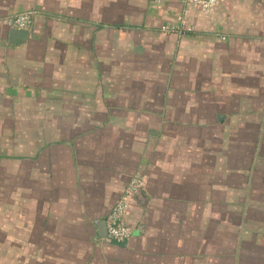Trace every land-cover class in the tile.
<instances>
[{
	"label": "crops",
	"instance_id": "crops-1",
	"mask_svg": "<svg viewBox=\"0 0 264 264\" xmlns=\"http://www.w3.org/2000/svg\"><path fill=\"white\" fill-rule=\"evenodd\" d=\"M5 94L49 115L26 167L0 163V264H264V0H0Z\"/></svg>",
	"mask_w": 264,
	"mask_h": 264
},
{
	"label": "rangeland",
	"instance_id": "rangeland-1",
	"mask_svg": "<svg viewBox=\"0 0 264 264\" xmlns=\"http://www.w3.org/2000/svg\"><path fill=\"white\" fill-rule=\"evenodd\" d=\"M41 98H36V107L34 108H39L38 106L43 104ZM6 100L12 101L16 105L14 108H17L18 111L8 110L9 108L6 105L4 112H1L0 105V163L2 161L11 163L12 161L26 167L29 156H34L38 150L37 147L34 148V146L29 145L30 136L34 135V133L39 135V132H43L45 118L49 114H45L42 111H28V109H31L30 99L5 94L3 98H0V103ZM21 109L24 111H21ZM8 170L11 171V168L8 167ZM40 253L38 251V256L30 259L4 257V264H9L10 261H14V264L15 261L18 264H44V258Z\"/></svg>",
	"mask_w": 264,
	"mask_h": 264
},
{
	"label": "built area",
	"instance_id": "built-area-1",
	"mask_svg": "<svg viewBox=\"0 0 264 264\" xmlns=\"http://www.w3.org/2000/svg\"><path fill=\"white\" fill-rule=\"evenodd\" d=\"M153 3H159L161 0H151ZM190 4L197 6L200 10L208 12L217 3L218 0H186ZM186 12L182 14L185 15ZM32 13L25 12L20 13L10 20L7 25L10 29L25 30L29 28L31 24ZM142 188V182L138 176H133L129 181L128 187L125 193L117 201L116 205L110 211L105 221L106 225V238L109 242L121 243L126 241L131 236V229L124 223V218L127 214V199L135 191Z\"/></svg>",
	"mask_w": 264,
	"mask_h": 264
},
{
	"label": "water",
	"instance_id": "water-1",
	"mask_svg": "<svg viewBox=\"0 0 264 264\" xmlns=\"http://www.w3.org/2000/svg\"><path fill=\"white\" fill-rule=\"evenodd\" d=\"M28 37H29V31L27 29L25 30L10 29L8 32V44L14 45L20 42H24L28 39ZM137 195L140 198L145 199V197L143 196V192L141 190L137 192ZM97 230L100 238H106L107 235L106 225L104 222H99L97 224Z\"/></svg>",
	"mask_w": 264,
	"mask_h": 264
},
{
	"label": "trees",
	"instance_id": "trees-1",
	"mask_svg": "<svg viewBox=\"0 0 264 264\" xmlns=\"http://www.w3.org/2000/svg\"><path fill=\"white\" fill-rule=\"evenodd\" d=\"M32 19V18H31ZM111 243H115V242H111Z\"/></svg>",
	"mask_w": 264,
	"mask_h": 264
}]
</instances>
